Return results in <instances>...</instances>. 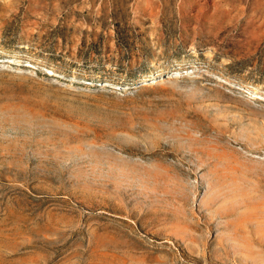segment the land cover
Masks as SVG:
<instances>
[{"label":"rangeland","instance_id":"obj_1","mask_svg":"<svg viewBox=\"0 0 264 264\" xmlns=\"http://www.w3.org/2000/svg\"><path fill=\"white\" fill-rule=\"evenodd\" d=\"M0 264H264V0H0Z\"/></svg>","mask_w":264,"mask_h":264}]
</instances>
